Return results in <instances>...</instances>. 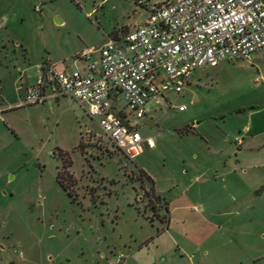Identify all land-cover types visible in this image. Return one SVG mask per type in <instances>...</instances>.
Here are the masks:
<instances>
[{"label": "rangeland", "instance_id": "obj_1", "mask_svg": "<svg viewBox=\"0 0 264 264\" xmlns=\"http://www.w3.org/2000/svg\"><path fill=\"white\" fill-rule=\"evenodd\" d=\"M14 1L0 3V264H264V53L150 101L133 122L153 146L130 160L73 99L24 104L20 78L72 67L167 0Z\"/></svg>", "mask_w": 264, "mask_h": 264}, {"label": "built area", "instance_id": "obj_2", "mask_svg": "<svg viewBox=\"0 0 264 264\" xmlns=\"http://www.w3.org/2000/svg\"><path fill=\"white\" fill-rule=\"evenodd\" d=\"M263 53L264 0H167L133 30L108 35L96 48L81 51L74 62L84 66L69 71L48 63L37 66L23 103L73 99L97 121L110 144L133 160L144 145L153 146L133 122L148 115L150 101L165 102L166 91L180 95L198 68L250 62ZM120 98L128 113L116 110Z\"/></svg>", "mask_w": 264, "mask_h": 264}, {"label": "crops", "instance_id": "obj_3", "mask_svg": "<svg viewBox=\"0 0 264 264\" xmlns=\"http://www.w3.org/2000/svg\"><path fill=\"white\" fill-rule=\"evenodd\" d=\"M5 0H0V3H2V2H4ZM14 0H12V2H13ZM14 2H16V0L14 1ZM6 16V13H4V11H3V7H2V5L0 4V20H1V18H3V22H1L0 23V27H2V26H5V25H7V23H8V21H9V17H5ZM16 45H17V43H16ZM18 46V45H17ZM46 63H48V64H51V65H53L54 66V68L56 69V70H58V71H61V70H66V71H69V70H71V69H73L76 65L77 66H84V62H79V63H75V62H73V66L72 67H61V68H58V67H56V65L54 64V63H52L50 60H47V62ZM41 64H43V63H41ZM40 63H38V64H36L35 65V67H37V66H39V65H41ZM23 77H21L20 78V81H23L24 80V84H23V90L27 87V86H29V85H31V84H33L34 82H35V80H36V76L33 78L34 80H29L28 78H25V75L23 74L22 75ZM23 93H24V91H23ZM238 139H236L235 138V140L234 141H237Z\"/></svg>", "mask_w": 264, "mask_h": 264}, {"label": "trees", "instance_id": "obj_4", "mask_svg": "<svg viewBox=\"0 0 264 264\" xmlns=\"http://www.w3.org/2000/svg\"><path fill=\"white\" fill-rule=\"evenodd\" d=\"M59 172H57V175H56V179H57V182L64 188V189H66L67 188V185H64L63 184V182L61 181V178H59ZM151 208H152V210H153V212L155 213V210H156V208H155V205H151Z\"/></svg>", "mask_w": 264, "mask_h": 264}]
</instances>
